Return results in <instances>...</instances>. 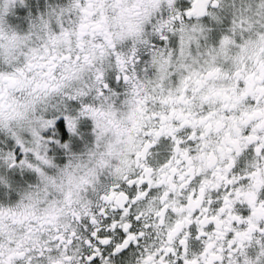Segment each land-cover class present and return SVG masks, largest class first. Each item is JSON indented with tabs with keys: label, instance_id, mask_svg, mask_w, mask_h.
Wrapping results in <instances>:
<instances>
[{
	"label": "clouds",
	"instance_id": "9594fccd",
	"mask_svg": "<svg viewBox=\"0 0 264 264\" xmlns=\"http://www.w3.org/2000/svg\"><path fill=\"white\" fill-rule=\"evenodd\" d=\"M0 264H264V0H0Z\"/></svg>",
	"mask_w": 264,
	"mask_h": 264
}]
</instances>
